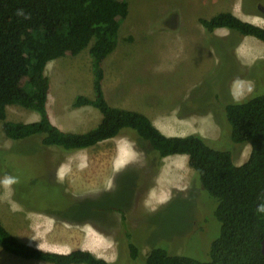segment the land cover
<instances>
[{
	"label": "rangeland",
	"instance_id": "rangeland-1",
	"mask_svg": "<svg viewBox=\"0 0 264 264\" xmlns=\"http://www.w3.org/2000/svg\"><path fill=\"white\" fill-rule=\"evenodd\" d=\"M221 11L264 27V0H128L117 46L102 63V84L112 106L160 109L152 111L156 122L169 121L172 106L199 117L195 126L187 120L158 126L184 135L197 129L209 139L223 135L217 142H226L222 148L233 150L234 162L241 164L250 144L228 142L223 105L233 94L243 100L264 93V42L250 36L236 40L238 33L226 28L206 33L199 20ZM45 74L47 111L55 125L83 132L99 122L95 107L74 106L77 96H94L89 47L49 61ZM7 119L33 122L38 114L11 105ZM29 140L14 142L0 128V179L11 175L19 181L10 192L0 185V223L19 240L56 252L89 250L112 264H141L152 247L208 259L219 231L215 200L186 155L164 157L156 168L127 133L74 151L39 148ZM128 233L140 259L127 254ZM0 264L50 263L0 246Z\"/></svg>",
	"mask_w": 264,
	"mask_h": 264
},
{
	"label": "trees",
	"instance_id": "trees-1",
	"mask_svg": "<svg viewBox=\"0 0 264 264\" xmlns=\"http://www.w3.org/2000/svg\"><path fill=\"white\" fill-rule=\"evenodd\" d=\"M18 9H23L27 18L17 15ZM127 14L128 0H0L2 132L14 142L31 139L37 143L32 146H54L66 151L92 147L127 133L156 168L164 157L186 155L203 189L215 200L212 215L219 223L218 235L211 241L205 261L152 247L141 264H264L261 251L264 213L256 211L257 205L264 203V93H253L241 103L228 98L223 105L228 142L237 146L250 144L248 158L241 164L234 162L233 150L225 149L229 146L226 142H217L223 135L217 139L199 133L168 136L144 113L110 105L102 84V63L116 48L119 27ZM199 22L206 33L226 28L238 33L236 40L239 36H251L264 42V27L244 21L230 11L201 18ZM87 47L94 96L79 95L74 106L91 105L101 118L83 132L63 130L51 121L47 111L50 82L45 67L51 60L77 55ZM11 105L35 111L38 119L8 120L7 107ZM1 162L4 163V157ZM15 187L19 188L17 184ZM110 193L113 190L107 194ZM107 209L120 208L108 205ZM125 242L128 256L132 260L140 259L130 233ZM0 246L23 259L50 264H112L89 250L72 249L63 253L36 247L16 238L1 223Z\"/></svg>",
	"mask_w": 264,
	"mask_h": 264
},
{
	"label": "crops",
	"instance_id": "crops-1",
	"mask_svg": "<svg viewBox=\"0 0 264 264\" xmlns=\"http://www.w3.org/2000/svg\"><path fill=\"white\" fill-rule=\"evenodd\" d=\"M234 15H236L235 13H234ZM237 17H239L238 15H236ZM240 18V17H239ZM240 19H242V18H240ZM243 20V19H242ZM244 21H246V20H244ZM228 31H230V30H228ZM251 37V36H250ZM45 70H46V67H45ZM152 104H149V107L150 108H148V106H147V108H144V109H139V107H134V108H132V107H126V106H117V107H122V108H126V109H131V110H140V111H142L151 121H152V123L162 132V133H164L165 135H168V136H184V134H180V133H176V132H174V131H176L175 129H173V130H170L171 131V133H169V132H165V131H162L160 128H159V126H158V124H161V123H189L190 125L189 126H195L196 124H199V117H191V116H188V115H186V114H180L179 112H177L176 111V108L174 107V106H172L170 109H172L173 110V114H168L166 117H169V121H155L154 120V118H155V116L153 117L152 115V111H155V112H158V111H160V109H153L152 107ZM157 114V113H156ZM208 117V116H207ZM209 118V117H208ZM211 118V117H210ZM186 120H187V122H186ZM197 131V129L195 130V129H192L190 132H192V133H198V132H196ZM190 134V133H189ZM200 134V133H199ZM187 135V134H186ZM202 135V134H201ZM203 136V135H202ZM205 137V136H204Z\"/></svg>",
	"mask_w": 264,
	"mask_h": 264
},
{
	"label": "clouds",
	"instance_id": "clouds-1",
	"mask_svg": "<svg viewBox=\"0 0 264 264\" xmlns=\"http://www.w3.org/2000/svg\"><path fill=\"white\" fill-rule=\"evenodd\" d=\"M17 15L25 16L23 9H18ZM25 18L27 17L25 16ZM233 100L235 103H241V98L235 94H233ZM18 182V178L11 175H5L3 179H0V185H2L9 192L11 191L12 185ZM256 211L257 213H264V203L258 204Z\"/></svg>",
	"mask_w": 264,
	"mask_h": 264
},
{
	"label": "water",
	"instance_id": "water-1",
	"mask_svg": "<svg viewBox=\"0 0 264 264\" xmlns=\"http://www.w3.org/2000/svg\"><path fill=\"white\" fill-rule=\"evenodd\" d=\"M261 251H262V254L264 256V238H263V240L261 242Z\"/></svg>",
	"mask_w": 264,
	"mask_h": 264
}]
</instances>
